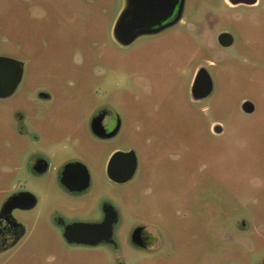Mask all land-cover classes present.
Returning <instances> with one entry per match:
<instances>
[{
  "label": "rangeland",
  "instance_id": "374dc122",
  "mask_svg": "<svg viewBox=\"0 0 264 264\" xmlns=\"http://www.w3.org/2000/svg\"><path fill=\"white\" fill-rule=\"evenodd\" d=\"M212 1L220 7L221 0ZM122 5L123 0H0V57L23 63L18 88L0 99V134L12 135V118L22 108L42 124L37 133L72 134L84 143L96 110L106 107L122 118L120 133L99 143L90 192L94 203L86 206L92 212V203L95 208L109 197L118 207V250L70 246L50 227L43 204L34 214H20L26 236L0 254V264H110L117 256L125 264H259L264 260V11L258 24L233 27L235 41L228 49L180 38L137 40L122 48L111 37ZM213 27L214 34L235 31ZM198 66L207 68L212 82L200 101L190 94ZM42 94L49 96L46 102ZM246 102L254 108L250 114L242 110ZM215 125L218 132L212 131ZM85 149L63 152L79 155ZM115 149L136 155L132 180L122 186L104 174ZM11 186L4 179L0 190ZM32 190L41 198L51 194V202L60 203L61 214L69 217L67 200L53 186L35 184ZM143 217L164 233L161 248L147 255L127 244L129 230Z\"/></svg>",
  "mask_w": 264,
  "mask_h": 264
},
{
  "label": "flooded vegetation",
  "instance_id": "af4514ba",
  "mask_svg": "<svg viewBox=\"0 0 264 264\" xmlns=\"http://www.w3.org/2000/svg\"><path fill=\"white\" fill-rule=\"evenodd\" d=\"M143 1L155 4L156 11L144 14L142 35L135 41H152L161 38L175 41L180 38L185 42H198L202 45L215 43L223 49H228L234 44L236 25L243 21L258 24L259 12L264 11V0H221L219 8L212 5V0ZM125 3L126 0H123L122 8L117 18L113 20L111 30L112 40L122 48H128L135 42L122 46L114 37V27ZM216 24L234 27L235 31L220 29L214 34L213 26ZM202 71L205 74L199 75ZM206 77H209L212 90L207 68L198 66L194 69L190 94L195 84L198 91L205 88L208 90ZM22 78L23 63L18 83L12 93L0 99L12 96ZM41 98L46 102L49 96L42 94ZM243 106L242 110L245 113L250 114L254 111L252 107L250 112H246ZM11 124L12 135L0 134V184L4 179L11 181L12 184L11 191L0 190V254L14 249L25 238L26 219L21 218L20 214H34L43 204L47 208L44 216H47L50 227L70 246L94 250L106 248L116 252L119 248L117 236L121 213L109 197L102 198L93 208L94 198L90 192L95 184L94 158L99 143L108 142L120 133L121 116L106 107L96 110L90 117L87 127L89 139L85 143L80 138H74L75 135L72 134L37 133L38 126L42 124L37 122L30 109H17ZM43 125L46 126V123ZM213 129L217 131L221 128L215 125L212 131ZM80 145L86 149L80 151L79 155L76 152L73 155L63 152L73 150ZM115 155H119L116 160L113 159ZM134 159L136 161L132 149H115L106 159L104 174L115 184L126 185L132 179L127 182H116L110 179L108 171H112L118 179H123L131 170ZM35 184L53 186V189H57L60 197H65L67 200L69 217L66 218L61 214L60 203L51 202L53 199L51 194H45L42 198L38 196L32 190ZM90 200L93 201L92 212L86 207L91 204ZM52 205L55 206L53 210L50 207ZM163 234L160 226L149 223L143 217L129 230L127 244L147 255L161 248ZM110 264H125V262L117 256ZM259 264H264V260Z\"/></svg>",
  "mask_w": 264,
  "mask_h": 264
},
{
  "label": "water",
  "instance_id": "95a60500",
  "mask_svg": "<svg viewBox=\"0 0 264 264\" xmlns=\"http://www.w3.org/2000/svg\"><path fill=\"white\" fill-rule=\"evenodd\" d=\"M156 11L155 4L152 2L146 3L143 0H126L125 7L121 12L115 27L114 37L117 42L122 46H128L134 42L137 38L142 35L143 30V17L145 13H151ZM22 70V63L7 57H0V97L8 96L12 93L14 87L18 83ZM205 74L203 71L199 74ZM207 78L208 86L207 89L198 91L196 84L191 89V97L195 100L203 99L206 97L211 90V83L209 77ZM246 112L252 110V106L245 104L243 106ZM119 155L114 156V160ZM136 161L134 159L131 170L128 172L125 178L118 179L117 176L112 172L108 171L110 179L116 182H127L129 181L135 172Z\"/></svg>",
  "mask_w": 264,
  "mask_h": 264
}]
</instances>
